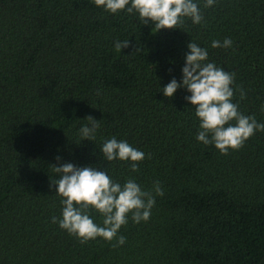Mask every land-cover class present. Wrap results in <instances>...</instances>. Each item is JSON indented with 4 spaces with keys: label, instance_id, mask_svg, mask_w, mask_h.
Wrapping results in <instances>:
<instances>
[{
    "label": "trees",
    "instance_id": "obj_1",
    "mask_svg": "<svg viewBox=\"0 0 264 264\" xmlns=\"http://www.w3.org/2000/svg\"><path fill=\"white\" fill-rule=\"evenodd\" d=\"M193 2L201 24L156 31L93 0H0V264H264V131L222 155L196 139L191 93L162 91L182 81L192 40L235 74L239 111L264 123V0ZM226 38L231 48L211 47ZM88 116L100 123L93 141L81 140ZM113 137L145 154L139 172L105 160ZM64 163L121 185L134 178L142 190L159 181L164 195L146 222L128 215L123 245L81 243L52 222L63 207L52 165Z\"/></svg>",
    "mask_w": 264,
    "mask_h": 264
},
{
    "label": "clouds",
    "instance_id": "obj_2",
    "mask_svg": "<svg viewBox=\"0 0 264 264\" xmlns=\"http://www.w3.org/2000/svg\"><path fill=\"white\" fill-rule=\"evenodd\" d=\"M97 7H103L111 14L126 11L127 14H139L144 25L150 22L154 29H176L190 18L193 24H201L203 15L193 0H93ZM216 0H205L204 8L214 5ZM130 5V6H129ZM233 41L226 38L221 43L213 40L212 48H231ZM129 47V40L117 41L115 49ZM190 50L185 56L182 68L183 78L177 83L175 78L163 88L164 96L171 98L179 88H186L191 93L186 96L195 108L199 120L196 139L204 145H214L222 155L229 150H239L256 131H264V123H258L254 116H246L239 111L238 103H233L234 73H229L208 61V51L191 40L187 45ZM240 98H245L240 89ZM264 111V108H262ZM88 125L80 128L81 140L93 141L100 128V123L91 116L85 118ZM235 121V123H231ZM106 161L115 160L130 163L131 172H139L138 163L145 159V154L133 148L127 141H117L115 137L106 140L100 148ZM58 161L60 157L56 158ZM52 170L60 178L51 181L56 186V194L61 196L62 218L52 217L53 223L70 235L76 236L81 243L97 237L111 242L113 247L126 242V237L117 236L123 225L128 223L131 214L133 222L147 221L155 205L156 196H163L164 191L159 181L154 182L152 190H142L134 178H129L121 185L112 180L106 171H99L91 166L78 168L72 163L60 166L52 165ZM154 193V194H153ZM94 209L103 216V226L94 223L90 210Z\"/></svg>",
    "mask_w": 264,
    "mask_h": 264
}]
</instances>
